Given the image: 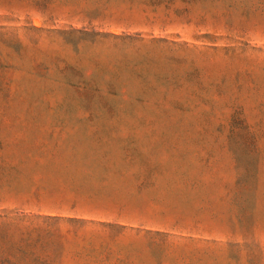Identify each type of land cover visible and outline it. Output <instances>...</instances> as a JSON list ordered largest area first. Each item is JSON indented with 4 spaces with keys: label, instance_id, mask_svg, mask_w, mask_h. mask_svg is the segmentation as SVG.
<instances>
[{
    "label": "rangeland",
    "instance_id": "obj_1",
    "mask_svg": "<svg viewBox=\"0 0 264 264\" xmlns=\"http://www.w3.org/2000/svg\"><path fill=\"white\" fill-rule=\"evenodd\" d=\"M16 5L0 264H264V0Z\"/></svg>",
    "mask_w": 264,
    "mask_h": 264
},
{
    "label": "trees",
    "instance_id": "obj_2",
    "mask_svg": "<svg viewBox=\"0 0 264 264\" xmlns=\"http://www.w3.org/2000/svg\"><path fill=\"white\" fill-rule=\"evenodd\" d=\"M57 2L58 0H6V6L11 7V5L17 4L16 6H20L22 13L26 16L35 14L48 21H56L62 14L54 7ZM10 14H14V12L10 10ZM32 26L35 27L33 24Z\"/></svg>",
    "mask_w": 264,
    "mask_h": 264
}]
</instances>
